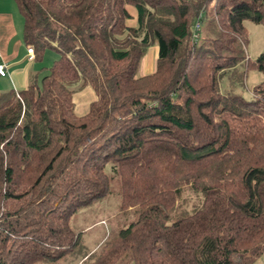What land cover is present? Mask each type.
Here are the masks:
<instances>
[{
  "label": "trees",
  "instance_id": "1",
  "mask_svg": "<svg viewBox=\"0 0 264 264\" xmlns=\"http://www.w3.org/2000/svg\"><path fill=\"white\" fill-rule=\"evenodd\" d=\"M14 1L34 59H58L26 89L0 92V264L261 257L264 79L250 99L239 91L249 71L264 75L244 26L264 27V0ZM154 45V71L139 75ZM87 88L94 100L79 116L74 97ZM114 181L120 211L137 218L89 251L72 219ZM185 187L201 203L174 216Z\"/></svg>",
  "mask_w": 264,
  "mask_h": 264
},
{
  "label": "rangeland",
  "instance_id": "2",
  "mask_svg": "<svg viewBox=\"0 0 264 264\" xmlns=\"http://www.w3.org/2000/svg\"><path fill=\"white\" fill-rule=\"evenodd\" d=\"M127 10L132 18L129 19L126 24L130 27H134L136 25L135 9L128 6ZM244 26L247 30L249 38L247 56L251 61H254L264 49V27L251 22H245ZM45 53L46 54L43 56L44 60L38 63H46L47 65L44 68H50L53 62L58 59V56L51 50H47ZM156 56L157 47L154 45L148 49L145 57L143 58L139 69V75L149 74L148 71H145L144 63L150 58L153 59L152 72L154 71ZM263 79L264 75L262 73L249 71L245 87L241 89L239 93L245 99H250L252 88L261 83ZM225 82L223 86L226 84ZM84 112L80 111L78 113L82 114ZM119 200V185L116 181H114L111 183L110 194L107 198L79 212L73 217L72 227L75 231L85 232L83 243L89 251L94 249L96 246L98 247L103 240L106 239V237L114 236L119 229L128 226L136 220L137 215L134 210L127 213H122L120 211ZM201 200V196L194 192L191 188H183L181 196L177 200L178 207L173 212L174 216L177 214L181 215L183 212L191 213L193 208L200 205ZM56 264H64V262L60 261ZM251 264H264V254Z\"/></svg>",
  "mask_w": 264,
  "mask_h": 264
},
{
  "label": "crops",
  "instance_id": "3",
  "mask_svg": "<svg viewBox=\"0 0 264 264\" xmlns=\"http://www.w3.org/2000/svg\"><path fill=\"white\" fill-rule=\"evenodd\" d=\"M23 26V18L15 1L0 0V53L1 61L6 66V76L0 77V92L26 89L32 73L38 72L40 68L47 65L39 64L35 59H29L28 47L23 41ZM152 65V58L144 63L145 71L149 74L152 73ZM93 100V93L88 88L76 94L74 97L76 114L79 116L86 114ZM77 111L85 112L80 114Z\"/></svg>",
  "mask_w": 264,
  "mask_h": 264
},
{
  "label": "built area",
  "instance_id": "4",
  "mask_svg": "<svg viewBox=\"0 0 264 264\" xmlns=\"http://www.w3.org/2000/svg\"><path fill=\"white\" fill-rule=\"evenodd\" d=\"M199 24L195 25V29L198 30ZM196 37V36H195ZM27 54L30 60L34 59V50L32 47H28ZM2 57L0 53V77L6 76V66L2 63Z\"/></svg>",
  "mask_w": 264,
  "mask_h": 264
}]
</instances>
